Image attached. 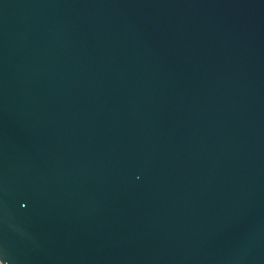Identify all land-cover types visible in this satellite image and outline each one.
Returning <instances> with one entry per match:
<instances>
[{
	"label": "water",
	"instance_id": "95a60500",
	"mask_svg": "<svg viewBox=\"0 0 264 264\" xmlns=\"http://www.w3.org/2000/svg\"><path fill=\"white\" fill-rule=\"evenodd\" d=\"M0 264H264V0H0Z\"/></svg>",
	"mask_w": 264,
	"mask_h": 264
}]
</instances>
